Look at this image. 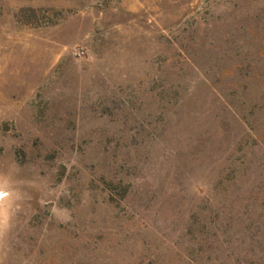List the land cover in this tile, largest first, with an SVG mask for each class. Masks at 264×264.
<instances>
[{"label": "rangeland", "instance_id": "374dc122", "mask_svg": "<svg viewBox=\"0 0 264 264\" xmlns=\"http://www.w3.org/2000/svg\"><path fill=\"white\" fill-rule=\"evenodd\" d=\"M0 264H264V0H0Z\"/></svg>", "mask_w": 264, "mask_h": 264}]
</instances>
